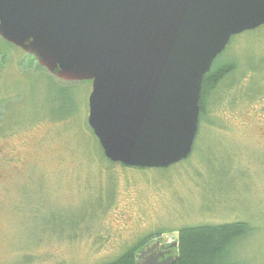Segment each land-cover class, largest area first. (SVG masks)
<instances>
[{"label": "rangeland", "instance_id": "obj_1", "mask_svg": "<svg viewBox=\"0 0 264 264\" xmlns=\"http://www.w3.org/2000/svg\"><path fill=\"white\" fill-rule=\"evenodd\" d=\"M224 64L189 157L127 168L88 127L91 83L60 81L0 38V264H106L236 222L250 232L217 264H264V26L234 36L212 67Z\"/></svg>", "mask_w": 264, "mask_h": 264}, {"label": "water", "instance_id": "obj_2", "mask_svg": "<svg viewBox=\"0 0 264 264\" xmlns=\"http://www.w3.org/2000/svg\"><path fill=\"white\" fill-rule=\"evenodd\" d=\"M263 25L264 0H0V38L61 81L91 82L103 156L139 169L188 158L204 76L233 36ZM152 252L136 264L177 259Z\"/></svg>", "mask_w": 264, "mask_h": 264}, {"label": "trees", "instance_id": "obj_3", "mask_svg": "<svg viewBox=\"0 0 264 264\" xmlns=\"http://www.w3.org/2000/svg\"><path fill=\"white\" fill-rule=\"evenodd\" d=\"M234 68L233 64L213 66L204 76L199 102V121L203 116L206 95L215 88L222 78L232 73ZM249 232L250 227L240 222L219 226L183 228L178 232L177 260L174 264H217L235 241ZM106 264H136L135 248L129 249L113 262Z\"/></svg>", "mask_w": 264, "mask_h": 264}, {"label": "flooded vegetation", "instance_id": "obj_4", "mask_svg": "<svg viewBox=\"0 0 264 264\" xmlns=\"http://www.w3.org/2000/svg\"><path fill=\"white\" fill-rule=\"evenodd\" d=\"M152 248V255L159 257L158 258V262H162L166 259L169 258H177V250H178V241H172L171 244L169 245H164L162 244L160 241L158 240H153L149 243H147L146 245H144L138 253H140V251L146 249V248ZM137 256V255H136ZM147 257V256H146ZM152 260H145V262L143 261L144 264H150ZM137 262V261H136Z\"/></svg>", "mask_w": 264, "mask_h": 264}]
</instances>
